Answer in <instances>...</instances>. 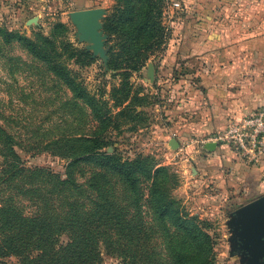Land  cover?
Listing matches in <instances>:
<instances>
[{"label":"trees","instance_id":"16d2710c","mask_svg":"<svg viewBox=\"0 0 264 264\" xmlns=\"http://www.w3.org/2000/svg\"><path fill=\"white\" fill-rule=\"evenodd\" d=\"M122 2V8L106 17L103 26L108 36L117 39L109 47L108 67L127 82L129 74L139 72L160 47L162 29L155 0ZM64 31L63 24L55 23L48 36L37 34L32 40L0 29L5 44L17 42L41 61L74 99L88 107L98 125L90 137L72 140L76 145L63 152L69 161L63 179L38 167H25L11 136L0 126V188L10 191L0 203V262L15 257L19 264H101L107 255L117 259V264H210L212 238L196 217L182 211L168 195L166 185L173 177L167 170L148 165L143 158L122 159L102 152L111 144L104 139L112 124L111 111L58 61L57 44L64 52L72 50L59 36ZM123 93L118 104L128 99V92ZM82 163L97 169L85 184L75 175ZM112 181L121 199L113 193ZM144 181L149 185L146 194L141 186ZM22 201L34 211L25 213ZM143 208L156 228L140 217ZM154 234L162 240L163 252H158Z\"/></svg>","mask_w":264,"mask_h":264},{"label":"rangeland","instance_id":"374dc122","mask_svg":"<svg viewBox=\"0 0 264 264\" xmlns=\"http://www.w3.org/2000/svg\"><path fill=\"white\" fill-rule=\"evenodd\" d=\"M86 2L87 6L83 0H0V29L36 40L37 34L48 36L55 23L63 24L65 31L59 36L72 46V50L64 52L57 44L58 61L68 67L90 96L105 101L111 111L112 124L104 135L105 141L111 144L105 146L102 152L115 153L122 159L143 158L148 165L166 169L173 177L166 185L168 195L182 211L196 217L212 238L210 264H248L250 255L240 242L235 211L237 207L248 204L254 195L241 191L222 201L218 196L214 198L217 193L205 185H192L195 175L188 162L187 167L175 163L188 155L182 152L174 160L175 150L168 142L169 137L174 138V131L168 128L172 122L167 118L174 111L171 88L174 82L164 84L158 77L151 75L147 79L144 76L143 68L146 69L148 64L158 67L170 55L171 44L176 40L171 28L172 1L155 0L160 12L158 23L162 29L160 47L139 72L129 74L127 82L123 81L120 73L108 67L109 47H114L117 39L115 35L108 36L103 26L106 17L122 8V0ZM85 8L100 10L96 21L99 41L84 36L72 21V13ZM33 18L37 19L36 22L32 21ZM175 23L178 21L175 20ZM80 52L87 56H82ZM125 90L128 99L118 104ZM0 126L11 136L14 151L25 167H38L63 179L69 163L63 152L67 147L76 145L72 140L90 137L98 125L88 107L81 100L74 99L66 86L41 61L29 55L19 43L5 44L0 38ZM64 141L71 142L64 144ZM2 163L0 158V170ZM96 171L95 167L82 163L76 168V179L85 184ZM111 186L115 196L121 199L117 184L112 181ZM141 186L146 194L148 183L144 181ZM9 192L0 188L1 204L4 194ZM22 203L25 213L34 211L30 203ZM140 217L152 228L156 226L151 223L145 208ZM158 236L154 234L157 250L163 252L164 246ZM62 239L66 240L65 237ZM0 264L19 263L17 258L11 257ZM101 264H117V259L104 255ZM259 264H264V258Z\"/></svg>","mask_w":264,"mask_h":264},{"label":"crops","instance_id":"0c3cea01","mask_svg":"<svg viewBox=\"0 0 264 264\" xmlns=\"http://www.w3.org/2000/svg\"><path fill=\"white\" fill-rule=\"evenodd\" d=\"M171 1L176 40L170 55L143 69L147 79L174 82V111L167 117L174 138L168 142L178 143L174 160L188 155L175 163L188 162L192 185H205L214 198L227 201L247 191L254 195L250 203L264 195V161L249 164L227 146L207 151L205 145L264 107V0Z\"/></svg>","mask_w":264,"mask_h":264},{"label":"water","instance_id":"95a60500","mask_svg":"<svg viewBox=\"0 0 264 264\" xmlns=\"http://www.w3.org/2000/svg\"><path fill=\"white\" fill-rule=\"evenodd\" d=\"M99 15L100 10L97 9L80 10L72 13V21L84 36H91L93 40L99 41L96 23ZM36 20L32 19L33 22ZM169 145L173 150L178 148L175 139H171ZM215 147L216 143L205 145L207 151H213ZM235 216V226L240 231V242L244 249L249 251L248 264H259V260L264 258V195L238 208Z\"/></svg>","mask_w":264,"mask_h":264},{"label":"built area","instance_id":"2783aa9c","mask_svg":"<svg viewBox=\"0 0 264 264\" xmlns=\"http://www.w3.org/2000/svg\"><path fill=\"white\" fill-rule=\"evenodd\" d=\"M211 140L216 145L229 147L249 164L264 161V107L216 133Z\"/></svg>","mask_w":264,"mask_h":264},{"label":"flooded vegetation","instance_id":"af4514ba","mask_svg":"<svg viewBox=\"0 0 264 264\" xmlns=\"http://www.w3.org/2000/svg\"><path fill=\"white\" fill-rule=\"evenodd\" d=\"M263 259V258H262ZM260 261V260H259Z\"/></svg>","mask_w":264,"mask_h":264}]
</instances>
